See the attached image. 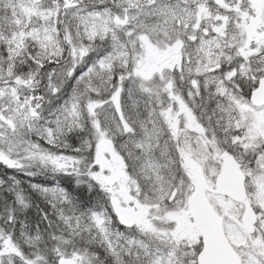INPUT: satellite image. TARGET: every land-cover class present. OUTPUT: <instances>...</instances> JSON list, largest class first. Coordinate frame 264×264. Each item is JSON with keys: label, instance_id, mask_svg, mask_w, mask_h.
Listing matches in <instances>:
<instances>
[{"label": "snow or ice", "instance_id": "1", "mask_svg": "<svg viewBox=\"0 0 264 264\" xmlns=\"http://www.w3.org/2000/svg\"><path fill=\"white\" fill-rule=\"evenodd\" d=\"M0 264H264V0H0Z\"/></svg>", "mask_w": 264, "mask_h": 264}]
</instances>
